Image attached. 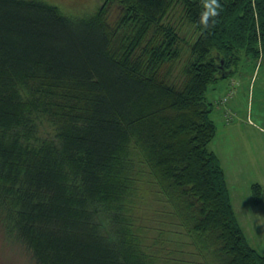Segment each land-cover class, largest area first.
Segmentation results:
<instances>
[{"label": "trees", "instance_id": "16d2710c", "mask_svg": "<svg viewBox=\"0 0 264 264\" xmlns=\"http://www.w3.org/2000/svg\"><path fill=\"white\" fill-rule=\"evenodd\" d=\"M85 2L0 0V235L34 264H183L148 240L151 196L197 264H264L208 147L205 96L240 51L264 59V0H219L208 28L204 0Z\"/></svg>", "mask_w": 264, "mask_h": 264}, {"label": "rangeland", "instance_id": "374dc122", "mask_svg": "<svg viewBox=\"0 0 264 264\" xmlns=\"http://www.w3.org/2000/svg\"><path fill=\"white\" fill-rule=\"evenodd\" d=\"M51 1L81 3V0ZM96 1L86 0L84 5H93ZM168 17L181 36L190 38L194 29L183 18L179 6ZM238 54L237 63L230 68L233 71L210 83L205 92L213 105L211 117L217 127L208 147L215 152L224 169L231 203L244 234L264 253V59L244 50ZM253 183H259L263 192L259 204L253 200ZM141 206L140 213L145 211L143 216L146 217L143 224L149 230L148 240L159 247L155 251L183 264H197V256L179 250L181 229L168 207L151 196ZM183 248L190 249L186 245ZM158 263L162 264L159 260ZM0 264H34V261L24 246L6 242L0 235Z\"/></svg>", "mask_w": 264, "mask_h": 264}, {"label": "clouds", "instance_id": "9594fccd", "mask_svg": "<svg viewBox=\"0 0 264 264\" xmlns=\"http://www.w3.org/2000/svg\"><path fill=\"white\" fill-rule=\"evenodd\" d=\"M221 8L219 0H204V10L200 13V24L205 28L214 25L215 18L220 15Z\"/></svg>", "mask_w": 264, "mask_h": 264}, {"label": "water", "instance_id": "95a60500", "mask_svg": "<svg viewBox=\"0 0 264 264\" xmlns=\"http://www.w3.org/2000/svg\"><path fill=\"white\" fill-rule=\"evenodd\" d=\"M222 63H223V61H221ZM220 67H222V66H220Z\"/></svg>", "mask_w": 264, "mask_h": 264}]
</instances>
